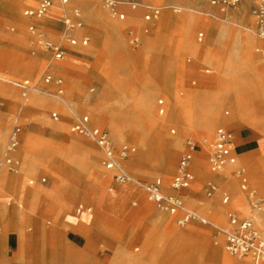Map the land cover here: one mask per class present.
<instances>
[{
    "label": "rangeland",
    "instance_id": "374dc122",
    "mask_svg": "<svg viewBox=\"0 0 264 264\" xmlns=\"http://www.w3.org/2000/svg\"><path fill=\"white\" fill-rule=\"evenodd\" d=\"M39 1L0 0V264L15 260L10 254L14 248L8 244L14 237L23 264L42 261L109 264L116 248L123 252L117 253L116 261L113 259L111 264H123L126 260L128 264H190L172 251L164 250L161 258L153 254L157 240L173 230L199 242V259L193 264H219L207 256L215 243L214 254L221 245L230 259L245 264V259L225 249L224 236L217 227L226 225L229 213H236L249 216L258 230H264V190L250 173V168L253 172L264 171V136L249 125L231 130L237 163L212 171L208 160L210 144L215 129L221 125L215 124L208 139L206 132L194 128L193 104L197 89L213 88L216 81L227 77L225 66L230 46L225 43L231 42L224 39L212 42L214 34L208 33L207 22L237 25L240 31L249 33L253 37L258 69L264 68V39L256 33L254 1L243 0L250 2V8L243 7L242 1L233 7H222L216 16L203 15L193 34L194 41L202 46L198 57L173 46L174 40L182 36L180 28L185 25L186 10L188 17L194 18L200 12L194 6L185 9L182 0H147L146 3L115 0L116 10L125 14L123 19L103 0H67L65 4L62 0H52L54 6L45 17L33 19L23 15L25 9L35 8ZM131 2L137 4L136 9L130 8ZM148 5L160 8L158 17L149 21L144 19V6ZM227 8L230 10L225 14ZM73 9L79 11L84 31L90 37L84 47L70 46L63 35V13H71ZM130 11L137 12L133 15ZM242 11L246 15L243 21L235 23L231 16L228 19L229 13ZM31 23L48 38L68 48L61 59H55L37 44L36 32L29 30ZM140 30L152 39L157 33L165 36L161 45L153 44V47L156 56L172 62L170 99L157 89L163 80L159 68L154 69L139 57L143 43ZM206 49L208 59L213 62L203 59ZM121 53H128L137 63L120 58ZM49 62L63 67L52 71ZM229 64L228 73L234 74V82L245 86L247 110L253 123L264 127V98L255 89L264 88V81L251 72L246 74L239 60L235 67ZM46 74L62 78L63 96H57L52 82H44ZM24 79L32 82L38 91L30 90L22 96L14 82ZM74 87L78 90L73 91ZM34 95L35 103L31 99ZM61 98L74 108L73 113L61 109ZM159 99L163 100V112L158 110ZM237 104L242 106L243 100L237 99ZM77 106L83 110L77 111ZM233 110L224 106L222 112L230 115ZM51 112H57L58 118L53 119ZM99 112L106 115L107 121L104 117L97 120L96 115V120L92 118V113ZM82 115L88 116V126L108 133L115 157L133 179L143 184L159 181L163 194H178L187 208L204 215L208 223L191 221L179 225L176 216L159 207L141 185L117 181L114 177L117 169L105 167L97 145L88 136L72 130L77 117ZM152 120L156 126L149 123ZM15 125L21 131L15 150V170L11 171L5 166L3 155ZM188 142H194L192 149ZM141 143L146 151L144 159L140 157ZM166 143H172L171 148L163 147ZM244 145H248L247 153L241 148ZM124 146L130 148L126 156ZM186 151L192 153L193 178L187 187L175 190L172 179L179 158ZM157 158L161 159L160 164L155 162ZM236 168L242 169L241 176L232 172ZM222 171H226V177L220 179ZM242 178L246 188L242 187ZM225 196L227 202H223ZM238 196L242 200L240 209L232 204ZM16 210L19 220L15 217ZM84 216L87 217L82 219ZM74 220L82 221V227H77ZM30 247L33 249L28 253ZM144 249L147 254L142 253ZM26 255L29 258H23Z\"/></svg>",
    "mask_w": 264,
    "mask_h": 264
},
{
    "label": "built area",
    "instance_id": "2783aa9c",
    "mask_svg": "<svg viewBox=\"0 0 264 264\" xmlns=\"http://www.w3.org/2000/svg\"><path fill=\"white\" fill-rule=\"evenodd\" d=\"M105 5L119 18H124V13L116 10L117 4L115 0H103ZM211 5H220L221 7L235 6L243 0H205ZM252 14L255 18L256 33L259 38L264 39V0H253ZM67 0H62L65 4ZM135 2H131L132 8L136 7ZM52 0H40L35 8H27L23 11V15L29 18L45 17L53 8ZM147 13L144 15L146 20H151L160 13V8L157 6H147ZM63 25V35L70 46H86L89 42V36L82 34L77 35V32L82 29L83 21L80 17L79 11L73 9L71 13H63L61 19ZM29 30L36 32V42L38 45L49 51L55 59H61L68 50L63 44L53 41L46 36V34L38 31L37 26L29 24ZM201 36V34L199 35ZM45 83H53L56 87L57 96H63L64 85L62 78L46 74L44 77ZM20 89L22 96L34 89L36 86L28 79L14 82ZM159 111L163 112V100H158ZM53 119L58 118L57 112H51ZM72 130L80 134L88 136L99 148L104 156V164L107 169H117L114 177L119 182H135L141 185L149 194V198L156 204L169 211L176 216V221L179 225H184L192 220H200L207 222L206 218L196 211L187 208L181 197L178 194L165 195L160 190V182L156 181L149 184H143L133 179L126 171L118 167L115 154L112 148V143L108 137V133L104 129L98 127L88 126V116L82 115L77 117L76 122L72 125ZM21 127L15 125L9 133L8 141L4 151L3 161L8 170L15 169V161L12 152L17 148L20 139ZM174 132V130H171ZM190 149L194 142H188ZM234 140L232 133L223 127H218L215 130L213 140L210 144L209 165L212 171H218L225 165H234L237 162V156L234 153ZM130 152V148L123 147V155L126 156ZM192 153L190 151L184 152L178 161L177 171L172 179L171 186L178 190L185 188L191 182L193 175L190 171V162ZM238 176L242 175V169L236 168L232 171ZM242 187L246 188L245 178H242ZM210 192H208L209 194ZM250 193H253L251 191ZM228 197L225 196L223 201L226 202ZM255 204L258 200L255 199ZM224 235L225 249L232 255L245 259L246 264H264V230H258L255 227L254 221L249 216H240L236 213H229L228 224L224 227H217Z\"/></svg>",
    "mask_w": 264,
    "mask_h": 264
},
{
    "label": "crops",
    "instance_id": "0c3cea01",
    "mask_svg": "<svg viewBox=\"0 0 264 264\" xmlns=\"http://www.w3.org/2000/svg\"><path fill=\"white\" fill-rule=\"evenodd\" d=\"M146 1L147 0H139V2H142V3H146ZM154 1L159 2L162 0H154ZM182 1H183L185 9H186V7L194 6L198 9H200V12L197 13L196 18H194L192 16L188 17V14H187L188 11L186 10V19H185L186 22H185V25L182 28H180V30L182 32V36L179 38L178 41L174 40L173 46H175L177 48V50H183L184 52L191 54V56L198 57L201 53L202 46L198 45V42L196 43L193 39L195 26L198 25L199 19L200 18L202 19L203 15L213 14L216 16L217 13H219V11H222V10H220V9H222V7L220 5H211L210 3H208L205 0H182ZM241 5L243 7L250 8V2L249 1H243L241 3ZM148 6H150V5H148ZM144 7H146V11H145V14H146L148 9H147V6H144ZM130 8L136 9V7L132 8L131 6H130ZM83 9H84V13H86L85 8H83ZM229 10L230 9L227 8L225 14ZM136 12L137 11H135V12L130 11L129 13L135 15ZM158 15L156 17H158ZM124 16H125V14H124ZM229 16L232 17V20L235 23H238L240 20L243 21L245 19L246 15H244V13L242 11V12H231V14L229 13ZM156 17H153L152 19H154ZM147 21H149V20H147ZM228 23H231V22H228ZM206 24H207L208 33L214 34V39L211 40L212 42L218 43V41L221 39H224L225 41L230 40L231 43H225V45L230 46V53H229V57H228V60H227L226 66H225L226 67L225 74L227 75V77L223 80L216 81L215 82L216 85L213 88L206 87L205 89H197L195 92L194 104H193L194 128L196 130L204 131L202 129L206 128L208 126V121L210 118L207 110L211 109L212 107H215V109L217 108L218 110H220L221 114L224 117L231 118L230 122L228 123V127L230 129L225 127V126H222V125L219 127H223L229 131H231V130L233 131V128H235L237 126L238 127L235 129L240 130L242 128V126L249 125L251 127L258 129L264 136V127L259 126V125L256 126V124L253 123L252 118L250 117V115H251L250 111L247 110L249 107V100L246 99V96L244 93L245 86L243 84L241 85L240 83L234 82V78H235L234 74L231 75L228 73L229 72L228 66L230 65L229 62H231L232 67H235L236 61L239 60L244 65L246 74H249L248 72H251V73H253V76H255L257 79L264 81V68L258 69V66L256 64V60H255V57L253 54V44H254L253 43V37L249 33L245 34L244 32L240 31L238 29L239 26H237V25L234 26V25L223 24V23L218 24V23H214V22H207ZM114 27H116L118 29V26L115 25ZM145 32H147V25L145 26ZM82 34L88 35L84 31L83 27L81 30H79L77 32L78 36H81ZM200 34L202 36V32H199L198 36ZM141 35H142L141 37H142L143 43H142L140 51H142V53L148 54V57L146 59H141V60L144 63L149 62L153 66V68L154 67L159 68L160 73H161V77L163 80L157 89L162 90L163 91L162 93H164L167 96V98L170 99L173 97V92H172L173 90H172L171 84L169 82L170 75H171V69H172V62L171 61H165L161 57L156 56L157 54H155V53L157 51L155 50L156 48L153 47V44L161 45L165 39L164 38L165 36H162L160 33H157L156 37H154L152 39L150 37L148 38L145 35L144 31H141ZM201 36H199V39H201L200 38ZM89 40H90V37H89ZM115 44H116V42H115ZM117 47L118 46L116 44V48ZM119 57L120 58L124 57V58H126L127 61H131L133 64L137 63L136 60L131 58L128 53H126V54L121 53L119 55ZM203 59L208 60V61H212V60L208 59L207 49L205 50V53L203 55ZM263 61H264V57H263ZM255 89L257 90V93H258L257 95L259 97L264 98V88H260V87L256 86ZM76 90H78V89H76L74 87L73 91H76ZM31 99H34L36 101L37 96L34 95ZM237 99L243 100L242 106H238ZM224 106L233 107L234 108L233 114L229 115L228 112L226 114H223L222 110H223ZM60 107L62 110H74V108L68 102L65 105H60ZM162 107H163V105H162ZM79 109L83 110V107L77 106V110H79ZM163 110H164V108H163ZM95 115H96L97 120L100 117H104V119H106V121L108 119L105 114L99 112L98 114L92 113V118L94 120H96ZM149 123L151 125H155V126L157 125L156 122H154L153 120ZM237 123H239V124H237ZM234 131H236V130H234ZM204 132H206V131H204ZM207 138H208V136H207ZM171 146H172V143H166L165 145H163V147H166V148H171ZM247 146L248 145H244L243 147H241L244 152H245V147H247ZM234 147H235V145H234ZM5 148H6V146H5ZM15 150L12 152V156L14 158V161H15ZM4 151H5V149H4ZM164 151H167V150H164ZM165 153L166 152H164V154ZM164 154H161V157H163ZM227 166H229V165H227ZM176 171H177V168H176ZM190 171H191V169H190ZM261 171L264 172L263 170H261ZM212 174L215 175L216 173H212ZM224 177H226V171H222L220 173V179H223ZM1 183L2 182H0V185H1ZM59 187H60V185L58 187H55L54 190L58 191ZM235 200H237L238 202H242V200L240 199L239 196L236 197ZM235 200L232 201L233 206H234ZM192 210H194V209H192ZM212 210L215 211L216 208H214ZM194 211H196V210H194ZM197 213H199V212H197ZM17 215H18V211L16 210L15 211V217L17 220H19L20 218H18ZM202 216H204V215H202ZM86 217L87 216H84L82 219H84ZM192 221H197V222L202 223V224L208 223V221L204 223V222H201L200 220H197V219L192 220ZM74 224L77 227H82L83 222L82 221H75ZM227 224H228V220H227L226 225ZM193 231H195V230H193ZM9 242H10V243H8L9 247L14 248L10 252V254L15 258V260H13L11 262V264H23L19 260L20 258L22 259V257H19V251H18V249H16V247L18 245L17 238L14 237L13 240H11ZM165 242H167V243L165 244ZM215 244H217V243H215ZM215 244H213L209 248L208 255H207L208 259L213 260L219 264H223V262L218 258V256H216L213 253L212 249L215 246ZM224 244H225V238H224ZM187 246L189 247L188 249H187ZM154 248L155 249L153 251V254L159 258L163 257V251L167 250L168 252L172 251V253L175 254L177 257H180V259H182V261L186 260L190 264H193L194 262H196L199 259V254H198L199 242L196 239L186 235L185 233H183L179 230H173L170 232V234L159 238V240H157ZM32 249L33 248L30 247L28 249V253H31ZM38 249H41V248L39 247ZM220 249L222 250L221 245H220ZM120 252H123V251H121L119 248L114 249V252H113L112 258L109 261V264H111V261L114 259L116 254L120 253ZM142 253L147 254L145 249L142 250ZM224 254H225V252H224ZM133 256L134 255H131L130 257L133 258ZM202 257H203V255H202ZM202 257H201V259H202ZM23 258H29V256L26 255ZM144 259H145V257H144ZM233 260H234V258H232V261ZM40 264H45V263L42 261V262H40ZM245 264H246V262H245Z\"/></svg>",
    "mask_w": 264,
    "mask_h": 264
},
{
    "label": "bare ground",
    "instance_id": "6f19581e",
    "mask_svg": "<svg viewBox=\"0 0 264 264\" xmlns=\"http://www.w3.org/2000/svg\"><path fill=\"white\" fill-rule=\"evenodd\" d=\"M236 6V5H235ZM233 7V6H232ZM230 8V7H229ZM228 19H230V16H229V18ZM228 19H227V22H229L228 21ZM116 26H118V25H116ZM140 54H139V57L141 58V59H146L147 57H148V54L147 53H142V51H140L139 52ZM133 57H135V56H133ZM49 66L50 65H52L50 68L53 70V71H57V70H59V69H61L62 67H63V65L62 64H59V63H54V62H49V63H47ZM32 90H36V91H38V89L37 88H34V89H32ZM58 97H61V96H58ZM61 100L63 101V103L62 104H60V105H65L66 103H67V101L65 100V99H62L61 98ZM32 102L33 103H35V100L34 99H32ZM227 105V104H226ZM223 106V105H222ZM68 111H71L72 113L74 112V110H68ZM77 111H80V110H77ZM208 111V113H209V121H208V126L206 127V128H203L202 130H204V131H206V133H207V135H208V139H210L211 138V132H212V128L215 126V124H219V125H222V126H225V127H227V128H229L228 127V123L230 122V120H231V118H226V117H224L222 114H221V112H220V110H218L217 108L215 109V107H212L211 109H209V110H207ZM231 115V114H230ZM237 115V114H236ZM237 117V116H236ZM109 123V122H108ZM91 124H94L93 122H91ZM237 124H239V123H237ZM233 125V124H232ZM234 126V125H233ZM238 127V126H237ZM237 127H235V128H237ZM122 128V127H121ZM233 128V127H232ZM235 128H233V131L234 130H237V129H235ZM230 129V128H229ZM216 130V129H215ZM227 130V129H226ZM229 131V130H228ZM229 132H231V131H229ZM214 133H215V131H214ZM146 148V147H145ZM140 157L142 158V159H144V157H145V154H146V151H145V149H144V147H143V144L141 143L140 144ZM245 153H247V152H245ZM147 156V155H146ZM116 158V157H115ZM157 159H159V158H157ZM116 161H117V163H118V167H120L121 169H123L124 171H125V169L122 167V165L120 164V162H119V159L118 158H116ZM156 163H161L162 161H161V159H159V160H156L155 161ZM170 165V164H169ZM169 165H167V168L166 169H168L169 168ZM226 166V165H225ZM224 166V167H225ZM224 167H222L220 170H218V171H221ZM257 170V169H256ZM215 172H217V171H215ZM250 173H251V175H252V177L254 178V180L258 183V185L264 190V172H262V171H256V172H253V169H251L250 168ZM235 200V199H234ZM234 206H236V207H238V209H240V206H241V204H240V202H238L237 200H235L234 201ZM262 211L264 212V209L262 208ZM255 221V220H254ZM255 226H256V228H258L259 229V227H258V225L256 224V222H255ZM215 255L216 256H218V258L223 262V264H242V261H237V260H233L232 261V259H230L226 254H224V252H222V250L221 249H219V248H216L215 249ZM129 256H131V255H129ZM125 257V256H124ZM115 258V257H114ZM138 259V258H137ZM115 260V259H114ZM129 260V259H128ZM116 261V260H115ZM135 261V260H134ZM139 261H141V260H139ZM128 261L126 260V262L125 263H123V264H128L127 263ZM133 262V261H132ZM129 264H130V262H129ZM135 264V263H134Z\"/></svg>",
    "mask_w": 264,
    "mask_h": 264
}]
</instances>
